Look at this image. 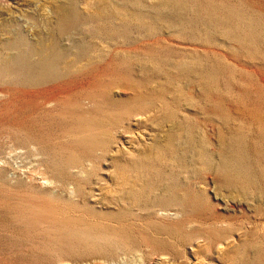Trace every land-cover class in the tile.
<instances>
[{
  "label": "rangeland",
  "instance_id": "obj_1",
  "mask_svg": "<svg viewBox=\"0 0 264 264\" xmlns=\"http://www.w3.org/2000/svg\"><path fill=\"white\" fill-rule=\"evenodd\" d=\"M59 1L0 0V264H264V0H107L46 54Z\"/></svg>",
  "mask_w": 264,
  "mask_h": 264
},
{
  "label": "bare ground",
  "instance_id": "obj_2",
  "mask_svg": "<svg viewBox=\"0 0 264 264\" xmlns=\"http://www.w3.org/2000/svg\"><path fill=\"white\" fill-rule=\"evenodd\" d=\"M126 1V0H125ZM124 2V1H123ZM122 2V3H123ZM130 2V1H129ZM174 2V1H173ZM176 2V1H175ZM185 2V1H184ZM100 3L102 4V8L98 11H91L90 8L86 10V13H81L80 9L78 8V1L77 0H61L59 1L58 3H56L55 5H53L52 7V10H51V13L53 15V17L55 18V25L51 27V29L49 30V43L45 44L43 43L42 44V48L41 50L44 51V53H50L52 50H55L56 47H57V44L56 42L53 40L54 38V32L60 34V33H63V31L70 26V24H75V23H83V22H88V21H91L93 20L94 18L96 17H101L102 14H104V12H107L109 13V15H111L112 17H115V14L116 15H119V18L121 19H125L126 17V14L125 13V10H124V7H119V6H114L112 3L109 4V2L107 0H100ZM181 3V2H180ZM167 4V3H166ZM86 5L89 6V2H86ZM185 5V4H184ZM123 6V5H122ZM87 7V6H86ZM180 8V7H179ZM183 8V7H182ZM181 8V9H182ZM129 10V9H128ZM133 12V11H132ZM84 14V15H83ZM183 14V13H182ZM103 16V15H102ZM118 17V16H117ZM116 17V18H117ZM131 17V16H130ZM128 18V17H127ZM120 19V20H121ZM107 20V19H106ZM137 20V19H136ZM142 20V19H141ZM95 21V20H94ZM139 21V20H138ZM102 22V21H101ZM113 22V21H112ZM123 22V21H122ZM175 22V21H174ZM178 23V22H177ZM93 24V23H92ZM125 24V23H124ZM139 24V23H138ZM141 24V23H140ZM145 24V23H144ZM101 25V24H100ZM148 26V25H147ZM171 26V25H170ZM182 26V25H181ZM72 27V26H71ZM92 27V26H91ZM102 28V27H101ZM100 28V29H101ZM119 29V28H118ZM103 30V29H102ZM113 30V29H112ZM90 31V30H88ZM98 31V30H97ZM18 32V31H17ZM104 32V31H103ZM19 33H21L19 31ZM114 30L111 32V35L114 34ZM97 34V33H96ZM91 35V34H90ZM19 36V35H18ZM109 36V35H108ZM119 37V36H118ZM121 37V36H120ZM18 39V38H17ZM44 39V38H42ZM147 42V41H146ZM156 42V41H155ZM18 44V43H17ZM39 44V43H38ZM40 46V45H39ZM23 47V46H22ZM125 52V51H124ZM38 54V53H37ZM80 54V53H79ZM123 54V53H122ZM166 54V53H165ZM56 55V54H55ZM85 57V56H84ZM99 57V56H98ZM104 57V56H103ZM207 57V56H206ZM7 59H11L9 57H7ZM116 59L119 61V63H122V64H125V65H135L137 67V69L139 71H142V72H152L155 71L157 68H159V62L155 59H143V58H134L133 56L131 55H118L116 57ZM185 59V58H183ZM179 60V61H173L172 64L169 63L170 65L173 66V68L175 67L177 70H184V73L185 71H197L198 68H196L195 65L193 64H189L186 63V61L184 60ZM12 60V59H11ZM186 60V59H185ZM6 61V60H5ZM164 61V60H163ZM108 63V62H107ZM96 64V63H95ZM117 64V63H116ZM204 66V65H203ZM114 68V67H113ZM155 68V69H154ZM110 69V68H109ZM120 69V68H119ZM161 71V70H160ZM180 71V72H181ZM200 71V70H199ZM73 72V71H72ZM141 72V73H142ZM175 72V71H174ZM179 72V71H178ZM203 72V71H202ZM188 73V72H187ZM190 73V72H189ZM211 73V72H210ZM149 74V73H148ZM154 74V73H153ZM182 74V73H181ZM213 74V73H212ZM161 75V74H160ZM214 75V74H213ZM210 76V75H209ZM17 77V76H16ZM161 77V76H160ZM122 78V77H121ZM154 78L158 79L159 76L158 75H154ZM175 79V78H174ZM211 79V78H210ZM180 80V79H179ZM133 81V80H132ZM159 81V80H158ZM165 81V80H164ZM168 81V80H167ZM200 81V80H198ZM117 82V80H116ZM127 82V81H126ZM152 82V81H151ZM215 82V81H214ZM173 83V82H172ZM210 83V82H209ZM131 84V83H130ZM152 84V83H151ZM170 84V83H168ZM175 84V83H174ZM173 85V84H172ZM216 85V84H215ZM96 86V85H95ZM131 86V85H130ZM158 86V85H157ZM162 87V86H161ZM171 87V86H170ZM181 87V86H180ZM183 87V86H182ZM208 87V86H207ZM206 87V88H207ZM102 88V87H101ZM122 88V87H121ZM127 88V87H126ZM129 88V87H128ZM133 89V90H136L139 92V90L141 89L140 86L138 85H134V87H130V89ZM169 88V87H168ZM167 88V89H168ZM98 89V88H97ZM129 89V90H130ZM131 89V90H132ZM155 89V88H154ZM132 90V91H133ZM94 91V90H93ZM141 91V90H140ZM160 91V90H159ZM135 92V91H134ZM231 95V94H230ZM96 101V100H95ZM47 102V100L45 101ZM44 102V103H45ZM48 103V102H47ZM151 107V106H150ZM180 108V107H179ZM133 109V108H132ZM215 109V108H214ZM143 110V109H142ZM162 110V109H161ZM160 110V111H161ZM213 110V109H212ZM178 111V110H177ZM128 112V111H127ZM133 112V111H132ZM131 112V113H132ZM135 112V111H134ZM168 112V111H167ZM231 112V111H230ZM222 113V112H221ZM151 114V113H150ZM156 114V113H155ZM229 114V113H228ZM140 115V114H139ZM174 116V115H173ZM187 116V115H186ZM138 117V116H137ZM136 117V118H137ZM163 117V116H162ZM222 117V116H220ZM154 118V117H153ZM160 118V116H159ZM158 119V118H157ZM156 119V120H157ZM175 120V118H174ZM184 120V119H183ZM189 121V120H188ZM179 122V121H178ZM177 122V123H178ZM186 122V121H185ZM165 125V124H164ZM91 126V125H90ZM81 127V125H80ZM191 129V128H190ZM178 130V126L177 125H174V128L171 129V130H167V133H168V138H169V141H170V135L172 133H176ZM181 130V129H180ZM237 130V129H236ZM89 132V131H88ZM182 132V131H181ZM191 133V132H190ZM190 136V135H189ZM239 136V135H238ZM226 138V137H225ZM225 143V142H224ZM235 143V142H234ZM233 144V143H232ZM231 145V144H230ZM228 147V146H227ZM174 148V147H173ZM175 150V149H174ZM173 150V151H174ZM229 150V149H228ZM227 150V151H228ZM171 151V150H170ZM204 152V151H203ZM225 153V152H224ZM223 154V152H222ZM237 165V164H236ZM232 166V165H231ZM233 169V168H232ZM241 170V169H240ZM242 172V171H241ZM235 174V173H234ZM240 175V174H239ZM234 186V185H233ZM120 187V186H119ZM122 187V186H121ZM129 191L132 193L134 191L133 187H129V185L127 186ZM140 192V191H139ZM163 214H167L169 215L170 214V211L169 210H165L163 209L162 210ZM67 264V263H66Z\"/></svg>",
  "mask_w": 264,
  "mask_h": 264
}]
</instances>
